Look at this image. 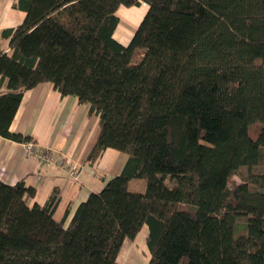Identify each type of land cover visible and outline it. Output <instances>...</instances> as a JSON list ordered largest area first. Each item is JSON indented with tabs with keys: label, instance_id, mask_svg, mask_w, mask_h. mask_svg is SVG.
Wrapping results in <instances>:
<instances>
[{
	"label": "trees",
	"instance_id": "trees-1",
	"mask_svg": "<svg viewBox=\"0 0 264 264\" xmlns=\"http://www.w3.org/2000/svg\"><path fill=\"white\" fill-rule=\"evenodd\" d=\"M148 11L128 44L121 5ZM25 18L1 31L0 135L24 93L51 82L99 117L88 160L108 148L123 170L69 222L24 180L0 179V264H121L148 227L149 264H264V0H14ZM254 130V132L252 131ZM255 133V134H254ZM146 181L145 192L129 189ZM244 218L242 229L239 219Z\"/></svg>",
	"mask_w": 264,
	"mask_h": 264
},
{
	"label": "crops",
	"instance_id": "crops-1",
	"mask_svg": "<svg viewBox=\"0 0 264 264\" xmlns=\"http://www.w3.org/2000/svg\"><path fill=\"white\" fill-rule=\"evenodd\" d=\"M148 8L145 2L121 5L117 10L120 23L114 36L128 44ZM25 14L14 7V0H0V34L3 29L20 24ZM126 37L129 40H125ZM0 49L10 51L8 38L0 36ZM89 108L77 96L62 95L51 82L39 83L24 93L10 129L31 136L36 144L53 149L57 164L43 163L26 151L24 142L0 135V179L8 184L24 180L26 185L34 187L36 194L30 200L31 204L44 205L55 193L58 204L54 215L60 220L69 211L67 224L89 194L100 191L105 180L119 174L127 161V155L114 148L106 149L95 162L88 160L100 132L99 117L90 114ZM71 163L80 165L75 177L68 172ZM136 239L124 241L118 255L121 264H131L125 261L128 256L135 259L145 257L149 264V249L144 244H137ZM136 264H140L138 260Z\"/></svg>",
	"mask_w": 264,
	"mask_h": 264
},
{
	"label": "rangeland",
	"instance_id": "rangeland-1",
	"mask_svg": "<svg viewBox=\"0 0 264 264\" xmlns=\"http://www.w3.org/2000/svg\"><path fill=\"white\" fill-rule=\"evenodd\" d=\"M137 27L133 30V33L136 31ZM131 38V35L130 37ZM125 40H129L128 37L125 38ZM252 131L254 132V130L252 129ZM255 134V133H254ZM264 170V162L253 166L251 168L245 166L242 167L240 172L234 176V180L236 181H242L250 172H261ZM129 189L134 191V192H145L146 191V181L143 179H133L132 181H130L129 183ZM244 224H245V220L244 218L239 219L238 225L243 229L244 228ZM148 234V227L144 225V227L141 229V231L138 233L137 235V239H136V243L137 244H144L146 245V247L148 248L147 242H146V236ZM149 249V248H148ZM139 261L140 264H148V262H146L147 260L144 258L140 259H135L134 256H128L125 258V261H127L128 263L131 264H136V261Z\"/></svg>",
	"mask_w": 264,
	"mask_h": 264
},
{
	"label": "built area",
	"instance_id": "built-area-1",
	"mask_svg": "<svg viewBox=\"0 0 264 264\" xmlns=\"http://www.w3.org/2000/svg\"><path fill=\"white\" fill-rule=\"evenodd\" d=\"M24 147L29 154L37 157L43 163L57 164L56 160L54 159L55 157L53 149L36 144L33 140L24 141ZM59 165H61V162H59ZM79 169L80 165L78 163H71L68 172L71 176L75 177L77 176Z\"/></svg>",
	"mask_w": 264,
	"mask_h": 264
}]
</instances>
